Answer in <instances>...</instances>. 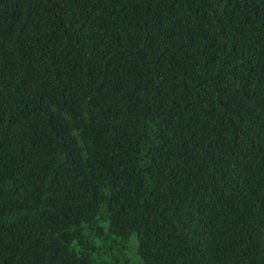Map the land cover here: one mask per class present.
Listing matches in <instances>:
<instances>
[{
    "label": "trees",
    "instance_id": "1",
    "mask_svg": "<svg viewBox=\"0 0 264 264\" xmlns=\"http://www.w3.org/2000/svg\"><path fill=\"white\" fill-rule=\"evenodd\" d=\"M0 264H264V0H0Z\"/></svg>",
    "mask_w": 264,
    "mask_h": 264
},
{
    "label": "rangeland",
    "instance_id": "2",
    "mask_svg": "<svg viewBox=\"0 0 264 264\" xmlns=\"http://www.w3.org/2000/svg\"><path fill=\"white\" fill-rule=\"evenodd\" d=\"M129 256V255H128ZM135 257V256H134ZM135 261H136V263H137V259L135 258Z\"/></svg>",
    "mask_w": 264,
    "mask_h": 264
}]
</instances>
